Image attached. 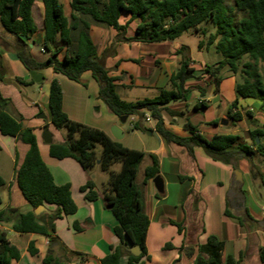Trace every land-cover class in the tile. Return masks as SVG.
Instances as JSON below:
<instances>
[{
  "label": "crops",
  "instance_id": "0c3cea01",
  "mask_svg": "<svg viewBox=\"0 0 264 264\" xmlns=\"http://www.w3.org/2000/svg\"><path fill=\"white\" fill-rule=\"evenodd\" d=\"M58 1L69 19L73 14L74 0ZM32 16L38 30L29 41L33 44L30 49L40 60H45L48 54L42 58L35 51L36 47L41 51L44 41L43 0L35 1ZM124 19L125 22L122 21ZM85 20L91 25L89 35L99 55L104 57L110 75L118 79L119 96L127 102L152 99L158 95L159 89L169 88L171 76L177 73L183 61V54L179 53L182 47L187 48V54L193 46L200 52L212 49L222 56L216 51L217 42L208 45V40H204L215 32L202 28L203 25L173 41L143 44L120 42L113 28L94 24L89 18ZM128 22L129 15L120 18V24ZM134 22L137 27V21L130 22L128 37L135 35L136 27L134 30L130 28ZM185 35L193 39L187 42L183 39ZM15 45L14 37L6 34L0 25V93L10 100L6 112L32 129L41 158L55 183L71 187L78 210L57 220L54 235L62 246L60 251L71 259V264H101V260L111 253V247L120 245V240L114 232L118 221L105 208L101 196L108 178L100 179L92 170L86 172L75 159L59 160L50 155L51 144H47L43 138L44 127L49 126L53 142L64 141V136L52 124L49 112V88L54 80L61 86L63 110L72 121L102 130L111 137V128L118 125L124 133L120 142L124 145L130 138V144L124 146L145 153L137 176V183L143 191L145 212L150 220L146 239L150 260L144 258L145 264H195L199 246L206 245L211 236L223 244L221 264H227L229 258L235 264H263L260 251L264 248V157L257 154L242 158L238 169H234L231 165L212 160L202 148H195L194 155H191L186 148L168 143L154 130L153 121L142 124L144 129H152L150 132L133 129L137 117L121 124L119 118L99 99V85L91 72H85L82 76L86 86L55 73L51 68L41 71L43 83L26 85L23 82L32 79L19 60ZM64 53L65 49L60 59ZM189 57L194 61L196 78L187 81L186 87L191 89L187 101L169 106L176 115L163 114L166 129L177 136L190 137L191 133L183 127L189 121L207 139L217 135H239L241 142L251 144L248 133L263 129L264 119L255 117L256 108L242 106L236 92L237 85L241 83L238 74H222L223 80L217 91L213 79L203 74L205 66L209 64ZM198 86L205 90L204 97H201ZM237 100V105L233 106ZM202 102L206 108L196 110V106ZM230 111L240 113L242 121L235 124L228 118ZM136 143L142 148H135ZM0 147V177L5 182L0 188V213L17 216L34 212L16 181V170L23 163L29 145L15 137L4 136L0 131ZM151 155L159 161L163 192L156 188L153 179L144 184L145 170L152 164ZM236 171L241 173V180ZM89 181L95 183L99 193V198L93 202L87 201L81 192ZM44 206L46 209L43 212L56 208L53 205ZM227 210L231 215L226 214ZM178 225H181L182 232ZM0 229L8 233L11 244L21 253L20 260H14L12 264H42L47 254L54 251L50 247L58 246L57 243L51 245L50 239L43 234L15 232L14 220L0 222ZM31 244L37 250L34 256L29 252ZM169 245L171 248H166ZM121 264H127V257L122 258Z\"/></svg>",
  "mask_w": 264,
  "mask_h": 264
},
{
  "label": "trees",
  "instance_id": "16d2710c",
  "mask_svg": "<svg viewBox=\"0 0 264 264\" xmlns=\"http://www.w3.org/2000/svg\"><path fill=\"white\" fill-rule=\"evenodd\" d=\"M36 0H0V25L6 34L16 40L15 50L21 63L28 71L41 72L51 68L55 73L86 86L82 76L91 72L99 85V99L118 118L137 117L133 124L134 130L144 129L142 124L147 114L155 123L154 130L168 143H174L186 148L194 155L195 148L204 150L212 160L222 162L238 169L242 158L259 154L264 157V125L248 133L251 144L241 142L239 135H217L207 139L198 132V128L189 121L184 129L191 133L190 137H180L166 129L163 114L176 115L170 105L187 101L191 89L186 87L187 81L196 78L194 61L188 56L187 48L182 47L183 54L180 69L171 76L169 88H161L155 98L127 102L118 94L117 78L110 75L104 57L99 55L97 46L89 35V18L94 24L113 28L120 42H139L143 44H159L173 41L190 30H198L202 25L210 24L215 33L210 35L207 44L216 43V51L223 59L214 64L206 65L203 74L210 76L219 90L223 80L222 72L228 69L233 74L240 71V62L248 57L253 63H246L243 71L248 78L236 87L238 98L255 99L261 102L264 109V78L254 70L262 63L264 65V0H234V5L226 4V0H74L73 14L68 19L58 0H43L44 41L40 53L48 54L45 60L36 57L29 45L22 40L26 36L32 41L38 28L32 16V7ZM243 17L236 21L235 13ZM123 15L130 16V22L137 21L135 35L127 36L130 22L120 24ZM80 16V17H79ZM202 46V45H201ZM65 49L64 57L60 54ZM252 71V72H251ZM198 79H200L198 77ZM23 82V81H22ZM34 84L33 80L23 82ZM201 97L206 95L202 87H197ZM238 100L233 106H236ZM10 100L0 93V131L4 136L15 137L29 145V150L21 166L16 170V181L24 198L35 210L42 205H53L55 210H46L39 216L34 212L25 215L8 216L0 213V222L14 220V231L18 233H38L47 236L51 245L57 243L59 252L61 244L54 235L56 222L66 216L73 215L78 208L73 200L70 185L59 186L43 162L36 136L32 129L6 112ZM206 108L205 103L196 106V110ZM49 112L54 127L65 131L63 142H53L50 145V155L56 159H75L86 172L97 165L108 173L101 196L105 208L110 210L118 221L114 232L120 240V245L111 247V253L101 260V264H121L127 257V264H145L150 260L146 247V239L150 220L144 208V196L137 184V176L141 163L145 158L142 151L129 149L121 142L114 140L108 133L78 122L72 121L63 110V93L57 80L52 81L49 88ZM233 122L242 121L240 113L229 112ZM259 139L257 143L256 139ZM1 150V147H0ZM152 164L145 170L144 184L159 176V161L151 155ZM119 165L118 171L113 166ZM5 182L0 177V188ZM85 198L93 202L99 198L93 181L87 182L81 188ZM227 215H231L227 210ZM242 223L243 220L238 218ZM182 232L181 225H178ZM130 245L139 246L142 255L134 257L129 253ZM166 248H171L167 246ZM193 252V249H189ZM223 244L211 236L204 246H199V254L195 264H221ZM31 255L37 250L31 244ZM21 253L11 244L8 233L0 229V264H12L18 261ZM264 264V248L260 251ZM42 264H65L54 253H49ZM227 264H235L229 258Z\"/></svg>",
  "mask_w": 264,
  "mask_h": 264
},
{
  "label": "rangeland",
  "instance_id": "374dc122",
  "mask_svg": "<svg viewBox=\"0 0 264 264\" xmlns=\"http://www.w3.org/2000/svg\"><path fill=\"white\" fill-rule=\"evenodd\" d=\"M226 4L233 6L234 5V0H226ZM236 15V21H239L242 17L243 14L242 13H235ZM123 22H125L126 20H122ZM136 27V22L132 23L130 28L131 30H134ZM202 28H207L208 30H210V32H215V29L212 27V25H203ZM184 40H188L187 42L190 41V39H193V37H191L190 35H185V37L183 38ZM205 41L208 40V38H204ZM192 45H190L191 47ZM192 50L188 51L189 56H191L192 58H194L197 61L200 62H207L209 65H211L213 62L217 61L219 58H222V56H218V54L215 53L214 50H209V51H204V52H200L197 49L195 50L193 48V46L191 47ZM37 55H39L40 57H44L45 55L43 53H40V51L38 50V48L36 47L35 49ZM253 63L248 57H245L241 62H240V71L238 73V79L240 82H244L247 77V75L243 72L245 70H247V68L244 66L246 63ZM254 70H257V72L264 78V65L262 63L258 64L257 66L254 67ZM252 72V71H251ZM231 72L228 69H225L222 74L226 75V74H230ZM44 86L48 87V84L45 82ZM139 93V92H138ZM241 104L244 107L250 106V107H254L256 108V111L254 112L255 117H258V119L262 118L264 119V109L261 108V102L255 99H241ZM250 120V119H249ZM222 122V120L220 121V123ZM60 133L65 136V131L61 130ZM130 144V138H128V140H126L124 142V145H129ZM135 148H142L139 147V145H135ZM242 161H247V160H242ZM115 171H118L120 169L119 165H115L112 168ZM93 174H96L97 177L101 178H108V173L103 172L100 168L99 165H97L93 170H92ZM141 177H142V172H141ZM140 179V178H139ZM138 184V183H137ZM52 253L56 254L57 257H59L62 261L65 262V264H71V259L65 255V253L63 251H53Z\"/></svg>",
  "mask_w": 264,
  "mask_h": 264
},
{
  "label": "water",
  "instance_id": "95a60500",
  "mask_svg": "<svg viewBox=\"0 0 264 264\" xmlns=\"http://www.w3.org/2000/svg\"><path fill=\"white\" fill-rule=\"evenodd\" d=\"M21 38L23 41H25L29 45L30 48H33V44L31 42H29V40L26 36H22ZM29 74L31 76V79L36 84L43 83L44 77H43V74L41 72L29 71ZM119 121L121 124H125L127 122V117H121V118H119ZM43 131H44L43 138H44L45 142L47 144H52L53 143V137H52V133L49 130V126H45ZM110 132H111V135L114 138V140H116L118 142H120L124 138V133L118 125L113 126L111 128ZM256 140H257V143L260 142L258 138ZM236 175L238 176V179L241 180V173L239 171H236ZM153 183L155 184L156 188L160 192H163L164 183H163V180L160 176L155 177L153 179ZM45 209L46 208L44 205L39 206L37 209L34 210V213L36 216H39ZM54 246H56V244ZM129 253L132 254L134 257H139L142 255V250L139 246L130 245Z\"/></svg>",
  "mask_w": 264,
  "mask_h": 264
},
{
  "label": "built area",
  "instance_id": "2783aa9c",
  "mask_svg": "<svg viewBox=\"0 0 264 264\" xmlns=\"http://www.w3.org/2000/svg\"><path fill=\"white\" fill-rule=\"evenodd\" d=\"M144 121L151 123L153 120H152L151 116L147 114Z\"/></svg>",
  "mask_w": 264,
  "mask_h": 264
}]
</instances>
